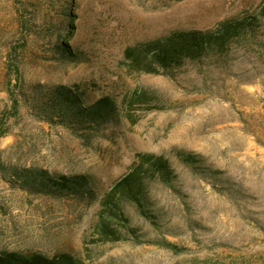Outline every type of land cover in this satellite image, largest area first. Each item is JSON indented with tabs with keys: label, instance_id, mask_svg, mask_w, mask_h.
Here are the masks:
<instances>
[{
	"label": "rangeland",
	"instance_id": "rangeland-1",
	"mask_svg": "<svg viewBox=\"0 0 264 264\" xmlns=\"http://www.w3.org/2000/svg\"><path fill=\"white\" fill-rule=\"evenodd\" d=\"M262 1L68 0L66 19L65 0H0V252H69L86 264H264V27L257 40L174 79L137 73L124 58L130 45L214 29ZM59 41L73 59L59 55ZM33 83L85 84L88 103L108 95L121 105L148 91L158 108L137 104L86 134L40 118L27 101ZM177 150L211 172L193 171ZM139 153L170 160L175 190L150 185L157 225L125 205L151 242H98L100 200ZM13 167L86 175L95 197L32 193L14 182Z\"/></svg>",
	"mask_w": 264,
	"mask_h": 264
},
{
	"label": "trees",
	"instance_id": "trees-1",
	"mask_svg": "<svg viewBox=\"0 0 264 264\" xmlns=\"http://www.w3.org/2000/svg\"><path fill=\"white\" fill-rule=\"evenodd\" d=\"M68 4V0H65L62 7L66 19L72 17ZM63 26L65 31L71 27L67 23ZM263 27L264 0L254 11L227 18L214 29L172 30L157 38L130 45L124 51V58L128 67L137 73L164 75L174 79L189 64L201 66L208 60L224 59L236 44L257 40ZM56 49L63 58L75 57L76 53L72 52L66 41L57 42ZM88 95L89 88L82 83H33L27 101L43 120L71 129L81 128L86 130V134L88 131L98 132L111 120L118 119L121 110L130 116L137 104H147L146 110L158 108L152 104L154 97L148 91L134 92L121 105L108 95L88 103ZM14 104H18L15 99ZM176 155L195 172L210 171L203 167V159L198 155L184 150H177ZM11 176L17 185L32 193L78 200H92L95 197L91 180L86 175L50 173L38 167H13ZM177 179L178 174L168 158L153 153H139L130 171L117 179L100 200L95 224L97 241L105 243L133 239L140 243L151 242L150 239H143L140 227L131 225L125 205L133 206L140 217L157 225L150 185L153 182L161 183L175 190ZM0 264L86 263L69 252L48 255L41 251L5 250L0 252Z\"/></svg>",
	"mask_w": 264,
	"mask_h": 264
}]
</instances>
